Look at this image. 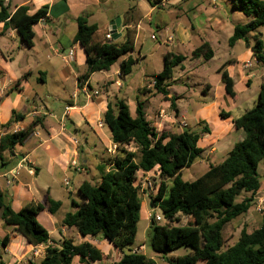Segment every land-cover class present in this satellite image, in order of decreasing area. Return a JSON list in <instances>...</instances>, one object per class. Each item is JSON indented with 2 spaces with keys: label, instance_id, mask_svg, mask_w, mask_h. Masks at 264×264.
<instances>
[{
  "label": "trees",
  "instance_id": "1",
  "mask_svg": "<svg viewBox=\"0 0 264 264\" xmlns=\"http://www.w3.org/2000/svg\"><path fill=\"white\" fill-rule=\"evenodd\" d=\"M232 8L240 10L249 20L234 27L228 45L231 47L242 40L250 48L253 58L264 66L261 34H253L252 42L249 38L264 25V1L233 0ZM47 9L43 6L29 14L27 6H20L10 14L4 1L0 0V21L8 20L23 45L29 48L32 45V27L46 19ZM75 22L73 43L83 50L87 67L85 74L77 78L78 83L86 81L95 72L109 71L120 57L133 51L131 38L122 44L99 42L95 39L96 25L88 24L85 16L77 17ZM212 57L208 43H202L191 52L193 59L208 61ZM184 60L182 55L166 53L162 70L150 76L154 81L152 88L165 100H170L172 107L174 98L167 99L166 82L172 79L174 69ZM135 62L136 59L130 55L122 60L119 63L120 76L128 75ZM217 72L225 93L234 98L233 82L224 66ZM102 123L109 131L111 142L117 145V151L96 167L101 173L99 182L83 181L79 185L82 202H72L73 211L63 217V227L74 228L82 238L108 241L122 254L116 264H156L142 253L125 249L135 241L139 222L141 198L136 186L137 175L157 168L162 179L152 199V208L158 207L167 223L157 225L152 219L148 242L152 252L167 255L181 247L190 250L188 254L166 260V264H264V217L251 232L243 228L236 242L223 250V228L248 212L254 195L260 190L257 170L260 163L264 164V81L259 86L254 106L232 120L233 127L243 131V139L234 143L220 163L208 164L206 172L191 182L181 179V170L202 156L203 149L197 146V142L201 134L208 133L207 126L200 133L186 130L158 133L147 121L139 100L136 101L134 115L122 100H118L114 108L108 105ZM33 128L0 138V153L22 145ZM130 143L135 145L136 151L123 149ZM242 192L249 197L236 203L235 198ZM60 206L59 201L47 197L44 204L30 203L15 212L4 201L0 191L1 220L26 238L31 246L49 242L48 232L37 221L39 212L46 208L50 214H55ZM178 216L186 217L188 223L172 225ZM10 240V236H4L0 239V247L5 248ZM75 258L79 262H98L104 259V255L88 242L75 244L67 239L60 245L48 244L42 260L28 264H72Z\"/></svg>",
  "mask_w": 264,
  "mask_h": 264
},
{
  "label": "crops",
  "instance_id": "2",
  "mask_svg": "<svg viewBox=\"0 0 264 264\" xmlns=\"http://www.w3.org/2000/svg\"><path fill=\"white\" fill-rule=\"evenodd\" d=\"M3 1L10 14L20 6H27L29 14L43 6L48 8L46 19L40 20L32 27V45L29 48L23 45L8 20L0 21V138L34 126L32 134L22 145L15 146L11 151L0 153V191L4 201L15 212L30 203L44 204L47 197L60 202L61 206L55 214H50L44 208L36 217L37 221L48 232L49 242L47 245H60L63 240L71 239L75 244L88 242L97 249L103 247L106 249L104 255L108 254L110 250L119 252L106 240L91 237L82 238L79 234L72 233V228L61 225L65 214L73 211L72 202L76 204L82 202L78 187L83 181H86L77 180L75 190L71 192L69 188L71 182L66 179L62 180V178L65 177L69 168H74L71 165L72 161L81 168L80 171L76 170L77 172H87L86 161H82L80 164L77 162L78 152L85 149L82 146L84 141L89 151L88 157H96L97 145L92 143L91 138H89L90 131L94 132L97 139L102 142L107 154L106 149L112 142L104 133L105 126L103 123L101 126L98 125V122H102L107 106L110 105L114 108L115 103L122 100L128 106L131 114L129 103L134 105L135 111L136 101L139 99L135 94H127L126 89H123V86L116 80L115 77L120 76L119 69L110 75L106 74L109 71L95 72L86 81L78 83L77 78L85 74L87 67L84 52L77 44L73 43V38L76 32L75 19L85 16L88 24L97 26L95 34L97 41L105 42L104 36L107 33H112V42L124 43L127 37L131 38L133 35L135 37L140 29L139 20L138 22L134 21L137 19V12L141 8V3L130 6L128 3H124V0H113V2L111 0ZM157 1L159 0L153 4L150 3L151 6L149 7L144 5L146 8L144 9L146 11L145 16L159 8L156 6ZM182 2L183 0H166V5L178 8L177 10L180 11ZM218 14L207 16L203 13L201 15L203 19L197 26H194L189 20H185L178 13L170 16L169 20L163 23L161 28H169L173 34V41L170 44L175 43L177 48L183 47L187 53L182 55L185 60L174 69L173 76L175 70H180L184 74L191 73L199 67L202 68L201 64L196 63L187 71L185 70L187 62H201L199 61L200 58H191V52L202 43H208L213 52V57L208 61L214 59L218 48H220L216 33L218 34L222 20ZM231 35L232 33L227 36L226 45H228L227 41ZM239 44L244 47L242 52L230 54V58L226 62L215 68V75L211 79L203 78L202 93L205 95L213 94L214 100L223 96L225 90L221 83L220 74L217 72L222 65L233 82L235 96L231 99L234 103L237 100L235 91L237 84L246 89L251 81L256 78L257 72L249 71L253 67L251 61L254 59L250 48H247L242 40H238L229 47L234 48ZM69 52L73 53L72 60L63 61L61 55H66ZM77 63L79 65H76ZM245 65L249 66L245 67ZM78 68L81 69V72ZM98 73L105 74L100 82L94 79ZM149 76L143 74L144 85L137 90L139 94L144 95L142 100L147 102L144 107L147 121L154 120L151 125L158 133L161 131L181 133L187 127L186 122L183 128L178 126L181 118L187 114L183 110L182 106L184 105H180L184 98L179 99L181 97L179 94L168 89L166 97L167 99L174 98V107L171 106L170 100H165L164 106L160 105L154 108L151 99L155 97V94L149 87L150 85L144 89ZM261 79V82L264 81V76H261ZM261 82L258 84V91ZM69 86H71V91L68 90ZM83 86L91 91H98V95L90 99L87 98L81 91ZM113 86H115L114 91L112 90ZM170 91L174 94L172 95ZM52 98L53 100H50ZM209 106L211 107V105ZM66 108L69 109L66 111ZM169 108L172 109V115L167 112ZM215 112L223 118L229 119V122L224 123L218 132L207 125L208 133L201 134L203 138L207 139V151L200 147L203 149V154L207 153L214 159L216 155L220 154V150H225L227 155L232 144L229 147L226 146L230 139L235 138L234 133L239 132L236 136L237 142L244 137L242 130L233 127V119L230 118L229 112L216 107ZM149 117H151L150 120ZM89 143L93 145L88 146ZM100 164L95 162L94 167L96 168ZM209 164L216 165V162L211 161ZM9 173L13 174L14 177L11 184L7 185L5 176ZM66 181L68 182L67 185H65ZM142 202L148 218V214L152 211L150 210L152 201L143 200ZM65 206L69 207L70 210H66L58 216ZM150 224L151 222H149ZM6 235L10 236L11 240L5 248L0 247L2 264L39 263L42 260L44 248L47 245H29L26 238L16 233L12 226L3 223L0 211V239ZM52 235H56V237L53 238ZM33 252H37V255L33 256ZM121 257L122 254L118 261ZM75 260H77V264L97 263L79 262V259L75 258L72 264Z\"/></svg>",
  "mask_w": 264,
  "mask_h": 264
},
{
  "label": "rangeland",
  "instance_id": "3",
  "mask_svg": "<svg viewBox=\"0 0 264 264\" xmlns=\"http://www.w3.org/2000/svg\"><path fill=\"white\" fill-rule=\"evenodd\" d=\"M113 2V0H111ZM123 1V0H122ZM156 0H124V3H128L130 6H136L137 3H141V8L137 12V9H135V12L138 13L137 19H135L134 22H138L139 20V26L140 29L137 31L136 36L131 37V41L134 40V47L133 51L123 55L120 57L110 68L109 72L106 73L107 75L113 74L116 70L119 69V63L124 60L128 55H130L133 59H136V62L131 68V72L128 75H121L116 76V80L123 86V89H126L127 94H135L136 97L139 99L140 102H142L143 107L147 104V102L143 101V96L139 94L137 91L138 88H141L144 85V77L143 74H147L148 76L150 74L159 73L162 70V64H163V57L166 53L172 52L174 54H181L186 55V51L183 47L180 46V48L176 46L174 43H164L165 39V27L162 29L161 26H163L164 22H167L169 20L170 16L174 15L175 13H178L183 16L185 20H189V22H192L194 26H197L200 21H202L203 17L201 16L203 13L207 14H218L220 16V19L222 20L221 26L219 27L218 34L216 33L217 40L219 41L220 48H218V51L216 53V56L212 61H202L203 59L200 58L199 61L196 62L192 61L191 63L187 62L185 65V70L191 66L196 65V63H199V65H202V68L199 67L197 70L193 72L188 73H181L180 70H175V74L172 77L171 80L167 81V90L172 89L174 92L179 94L181 97L179 99H183V101L180 102V105H184L183 110L187 112L186 116L181 118L180 122H186L187 127L184 129L186 131L200 133L202 128L205 126H209L211 128L215 129V132L219 131L222 126H224V123L227 124L229 122V119L223 118L221 115L215 112V107L220 108V110H225L229 112V116L231 119H235L239 117L241 114H243L245 111L250 109L254 106V104L257 101V94H258V84L261 82V76H264V66L257 62L256 60H252L253 67L249 69V71H256V78L251 81V84L249 87L245 89L242 88L240 85L237 84L235 87L237 100L234 103L233 100L223 92V96L219 97L217 100H214L213 94L205 95L201 92L203 88V78H209L211 79L215 75V68L217 66H220L224 62H226L230 58V54H238L244 50V47L239 44L238 46H235L234 48H230L229 45H226V39L227 36H229L232 32V28L238 24H244L246 23L249 18L245 17L243 13L238 9L232 8L233 0H215L214 6L210 2V0H183V2L180 4V11L177 10L178 8H173L169 5H166L164 7L156 8L155 11L147 16H145L146 11L144 9L145 6H151ZM264 1V0H262ZM111 2V3H112ZM122 3V2H121ZM151 3V4H150ZM116 5V4H115ZM114 5V7H116ZM169 22V21H168ZM169 30V35L173 34ZM255 33L261 34V40L264 44V25L257 28V30L254 33H251L249 38L252 42L251 36ZM151 36H155L156 39H151ZM128 39V37H127ZM126 39V40H127ZM125 40V41H126ZM228 42V41H227ZM225 47V48H224ZM76 65H79L77 63ZM260 69L261 71L259 72ZM78 70L81 72V69L78 68ZM262 72V73H261ZM202 73V74H201ZM105 74L98 73L94 76V79L97 82H100L102 80L103 76ZM152 80L150 79V76L148 77V82L144 89L149 86L152 90V92L155 94L154 98L151 99L153 102L152 105L154 108H157V106L165 105L163 99V95L156 93L155 90L152 88ZM68 90L71 91V86L68 87ZM112 90H115V86H113ZM173 95L172 91H170ZM131 98V97H130ZM249 98V100H248ZM50 100H53L50 99ZM150 101V102H151ZM166 103V102H165ZM131 114L134 115V105L132 103H129ZM211 105V107L209 106ZM167 112L172 115V109H167ZM166 113V112H165ZM197 114V115H196ZM151 117H149V120ZM230 119V120H231ZM150 123H154V120L151 119ZM181 125V123H180ZM178 124V126L180 127ZM183 128V127H180ZM91 132V131H90ZM89 132V138H91L92 143H95L97 145V150L95 152L96 157H88V149L85 145V141L82 143V146H84L85 149L80 150L78 152V164L82 163V161H86V173H80L77 172L74 168H69L68 172L66 173L65 177L62 178V180L66 179L69 182V188L71 192L75 190V184L77 180L82 179L89 181L92 184H95L97 180H100L101 173L97 170V168L94 167L95 162L103 163L108 158H111L112 156L108 153L106 154L103 144L100 140L97 139L94 132ZM104 133L107 134L108 139H110V134L108 129L104 128ZM236 132L234 133L235 138H232L229 140L228 145L226 147H229L231 144L233 145L235 142H237ZM95 135V136H94ZM206 140L200 135V138L197 142V146L201 148H205L207 151L206 146ZM100 141V142H99ZM233 142V143H232ZM92 143H89L88 146L93 145ZM105 143V142H104ZM231 145V147H232ZM225 147V149H226ZM123 149L127 151H136V147L133 143H130L129 145L123 147ZM228 149V148H227ZM225 150H220L218 155L215 156V159L206 154H202L200 158H197L193 164L181 170V179L185 182H191L197 179L198 177L202 176L208 167V164L211 163V161H214L219 163L220 161L225 158L226 153ZM94 152V151H93ZM225 153V154H224ZM224 154V155H223ZM109 155V156H108ZM223 155L219 159V157ZM258 175H259V182H260V190L254 195L252 204L250 209L245 215H242L235 220L229 222L225 225L223 228V237H224V247L223 250L231 245H233L236 240L239 237L240 231L245 228L248 232H251L253 229L257 228L262 218L264 217V164L260 163L258 167ZM162 178L160 176H157L156 174L153 176H150L151 183L154 187V191L156 193V189L158 187V184ZM169 183V181H167ZM80 195V194H79ZM76 199L77 196H75ZM81 197V196H80ZM249 197V194L242 192L239 196L235 198V202L239 203L243 198ZM143 200H141V209L139 213V222L137 225V233L135 237V241L130 244L125 251L128 249L132 252H139L144 254L147 258H150L155 261L156 264H166V260L171 259L172 257L176 256H183L185 254H188L190 250L185 247H181L167 255H160L152 252L150 249L148 242H149V234H150V225L149 222H151L146 217L145 208L143 205ZM80 202V201H79ZM80 204V203H79ZM69 207H64L62 209V212L58 214V216L62 215L63 212L66 210H70ZM151 214L155 217H161L162 214L158 207L152 208L151 207ZM149 221V222H148ZM157 225H163L164 223H167L166 220L162 219L159 222H155ZM188 223V219L186 217L178 216L177 221H172V225H186ZM72 233H77L74 228H72ZM78 234V233H77ZM53 238L56 237V235H52ZM99 245V243H98ZM101 246V245H100ZM101 251H103V255L106 251L105 248L99 247ZM120 253L113 250L104 255V259L100 262L94 263V264H116L120 257ZM77 260H75L74 264H77Z\"/></svg>",
  "mask_w": 264,
  "mask_h": 264
},
{
  "label": "built area",
  "instance_id": "4",
  "mask_svg": "<svg viewBox=\"0 0 264 264\" xmlns=\"http://www.w3.org/2000/svg\"><path fill=\"white\" fill-rule=\"evenodd\" d=\"M210 2L213 4L214 6V3H215V0H210ZM166 4V0H159L157 1L156 3V6L157 7H164ZM165 32V39H164V43H172L173 41V37L172 35H169V30L167 28H165L164 30ZM113 39V35L112 33H107L105 36H104V41L107 43V42H111ZM151 39H156L155 36H151ZM73 56V53L72 52H69L67 53L66 55H61V58L63 61L65 62H68L70 60H72ZM249 65H245V67H248ZM154 81H152V85H153ZM81 91L82 93L87 97V98H91L93 96H97L98 95V91H91L89 88H87L86 86H83L81 88ZM69 108H66L65 110L67 111ZM181 123V125H180ZM98 125L101 126L102 125V122H98ZM179 125L180 127H184L185 123L184 122H179ZM107 153L109 155H111L112 157L115 155L116 151H117V145L116 144H111L107 149H106ZM71 165L74 167L75 170L77 171H80L81 168L74 162L72 161L71 162ZM157 175L159 176V171L157 168L153 169L152 171L150 172H139L138 175H137V180H136V186L138 187V191H139V196L141 198V200H151L153 199V197L155 196V189L151 183V180H150V176H153V175ZM13 174H8L5 176L6 178V184L7 185H10L11 182H12V179H13ZM68 182L66 181L65 182V185H67ZM148 218L149 220L152 222V219H154V221L156 222H159L161 221L163 218L161 217H153L151 212L148 214ZM45 249V248H44ZM37 255V252H33V256H36Z\"/></svg>",
  "mask_w": 264,
  "mask_h": 264
},
{
  "label": "water",
  "instance_id": "5",
  "mask_svg": "<svg viewBox=\"0 0 264 264\" xmlns=\"http://www.w3.org/2000/svg\"><path fill=\"white\" fill-rule=\"evenodd\" d=\"M113 32H114V30H113ZM152 206H153V203L151 202V203H150V207H152Z\"/></svg>",
  "mask_w": 264,
  "mask_h": 264
}]
</instances>
